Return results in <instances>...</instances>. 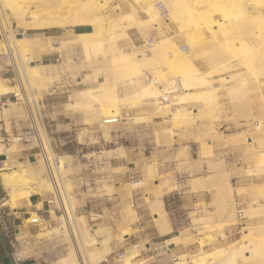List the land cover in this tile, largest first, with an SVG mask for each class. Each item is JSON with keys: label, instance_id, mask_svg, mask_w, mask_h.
Segmentation results:
<instances>
[{"label": "bare ground", "instance_id": "bare-ground-1", "mask_svg": "<svg viewBox=\"0 0 264 264\" xmlns=\"http://www.w3.org/2000/svg\"><path fill=\"white\" fill-rule=\"evenodd\" d=\"M137 1L139 6L129 0H0V33L3 28L12 30L13 26L11 20L3 17V4L12 12L28 14L33 20L32 26L37 28L42 26L43 12L59 20L61 10L68 3L75 2L77 10L88 15L91 22H97L100 30L81 33L79 61L68 62L69 70L80 73L83 69L87 70L75 78L77 82L86 84L74 91V105L86 112L100 107L108 115H118L120 103L127 99L122 91L130 90L135 94V100L157 107L153 116L169 121L171 126L166 128L168 131H174L172 125L188 127L204 123L203 131L193 134L192 138L199 142L201 155L208 157L209 169L214 171L203 177L200 186L209 190L211 203L216 205V209L211 211L204 207L202 216H197L196 211L191 216L194 224L201 223L209 228V232L202 237L211 245L226 238L225 229L235 220L239 208L237 205L241 201H248L241 215V218L246 219L240 247L244 259H239L234 248L226 243L209 251L193 252L188 257L176 260L175 264H214L215 258L220 264H264V137L255 139L234 135L229 139V151L239 149L236 151L241 156L251 150L255 152V159L245 164V175L253 183L244 187L240 182L234 185L230 181L239 165L234 161L226 162L224 155L216 151L215 147L219 142L224 144L225 137L222 133H218L217 138L213 135L215 125L222 121L227 106L251 109L255 119L253 123L259 122L258 125L254 123L255 131L264 127V0H238L236 4L234 0H161L162 5L159 6L157 0ZM107 6L113 12L112 18L105 23L103 14ZM160 6L165 7L168 14H163ZM116 9L120 10L117 14ZM171 22L177 25L175 34L168 32ZM153 33L163 35L155 39ZM176 35L188 43L187 50L182 49ZM10 36L5 40L0 38V43L12 56L15 54L19 61L15 67L19 84L7 85L0 79V96L21 92L22 101L28 106L30 125L31 112L40 111L39 101L32 91L42 73L37 64H32L35 60L31 52L32 44L39 35L36 33L32 37L24 35L13 38V33ZM146 52L157 56L162 64L152 77L144 72L140 64ZM198 57H204L202 60L208 66L205 74L194 64ZM57 76L47 75L49 84ZM91 81L97 84L90 86L88 83ZM162 96L167 98V102L160 100ZM171 106H174V110ZM145 119L147 117L143 115L134 118L135 121ZM15 137L11 142V151L20 145ZM207 143L214 147L216 158H209L211 150L206 146ZM44 146L45 151L41 152L42 158L37 163L51 169L53 174L46 178L41 170L29 172L18 165L16 170L6 174L7 183L13 188H20L21 193L36 189H43L44 193L59 192L63 213L58 221L63 228H57L56 231L63 230L73 237L81 259L75 252L72 264H88L78 236L83 219H75L67 201L69 187H64L58 176L53 150L48 144ZM180 155L184 156V163H189L187 150H180ZM188 165L192 169V164ZM195 181L197 179L193 177V189L198 187ZM147 199L152 209L159 212L156 219L160 227L164 231L170 230L162 200ZM51 205L54 206L52 200ZM31 219H35V216ZM131 256H124L126 264H132ZM90 263L96 264L91 257Z\"/></svg>", "mask_w": 264, "mask_h": 264}, {"label": "crops", "instance_id": "crops-1", "mask_svg": "<svg viewBox=\"0 0 264 264\" xmlns=\"http://www.w3.org/2000/svg\"><path fill=\"white\" fill-rule=\"evenodd\" d=\"M58 36L56 29L51 30L50 37L55 38ZM30 37H32V35ZM80 51V43H77V45L61 43L60 45L58 42L53 41L52 47H48V50L43 53L42 57L34 61V63L44 68L43 72L45 73V77L39 86L47 87L50 85L47 80V75H58L54 79L53 90L45 95V102L43 104L45 124L53 145V156L56 155L58 157L56 163L58 176L61 179L62 185L64 187L66 185L69 187L67 195L68 204L75 219H83V226L78 229V236L85 249L86 260L88 264H91V257L96 264H101L107 260V255L110 253L109 237L106 236L101 240L98 239L97 234L101 232L103 227H97L92 231L88 227L86 215L75 213L79 202L73 190L88 192L91 191L90 186H93L92 188L96 190V180L104 179L105 182L101 183V191L103 192L102 197L106 200L104 203H108L111 201L109 197L111 195L116 196L122 194L123 196H130L132 191L138 188H144V190L147 191L150 183L147 182L145 178L154 177L157 173V168L155 164L149 163L143 171L144 174L141 178L142 174L140 173H142V171L139 166L143 164V159H147L149 156L146 155L145 152H142L141 145L137 144L143 143L141 141L142 139H138L135 135L137 129L140 127L139 123H133L131 128L127 129L129 131L127 134H131L130 136L133 135L134 139H132L130 143L129 141H125V149L116 146L108 148L112 121L119 118V115H108L104 113L100 107H95L86 112L74 105L75 99L73 98V91L83 83L77 82L75 78L78 75L81 76L85 74L87 70L83 69L80 73V71L76 72L74 70H69L67 65L68 62L78 61ZM36 56L39 57L40 55L36 54ZM58 79H60V85H58ZM75 81L78 84H76L74 89L70 90V84ZM91 82L88 83L90 86L97 84L94 81ZM0 102L3 103V99H0ZM71 102L72 104L70 105ZM5 103H0V147L3 145L6 146L5 150H0V156H5V159H0V264H32L33 257L27 254L26 251L22 252V241L18 239V236L24 234L25 229H29L31 233L32 231H36L35 226H39L43 223L51 225V222L53 227L47 232L50 235H55V237L61 234L65 237V240L71 244L69 246V255L66 259L69 264H72V258L75 252L81 259L78 248L70 233H66L63 230L56 231L57 228L62 229L63 227L59 225L61 224L59 221L54 219L51 220L50 215L53 205L49 203V200H52L54 206L60 209L61 215L63 213L62 205L59 202V192L44 193L43 189H36L21 193L22 191H20V188H13L7 183L6 174L16 170L18 165H20L19 167L28 169L29 172H32V170H41L46 178L52 175L53 172L51 169H49V172L48 168L42 163H37L41 160L42 155L36 147V143L18 142L21 146L18 145L19 148L17 147L11 151L10 148L13 142H4V139H8L11 133L15 134L29 125L27 117L28 106L25 102L10 101L7 104ZM137 115L153 117L152 111L148 110L146 113L134 115L132 118L133 122H138L134 120ZM166 127L169 126L166 125L163 127V133L171 134L165 130ZM156 137H160L158 132H156ZM186 143H188V150L190 153V155L188 153V157L189 159L191 158L192 164V169H189L190 175L187 181L189 187L185 184L187 175L185 176V173L178 172V170L175 169L176 165H174L173 171H175V176L173 178L170 176H160L164 174L165 171H160L159 169L158 176H160L159 181L162 183L163 195L161 196L160 193H155L147 194L146 196L147 203H149L147 197H150L152 200H162L170 230L164 231L162 227H160L156 219L159 216V212L152 209L151 205V209L155 211L153 214L156 215L153 218L158 224L159 229L164 233H157V235H154L153 232L150 233L149 228L152 224L154 225L153 221L149 219L146 213L139 212L131 205V202L126 203L121 214L114 217L113 226L118 238L127 241L133 238L134 240H138V238L152 240V242L147 241L146 244H143L146 251L142 252L143 246L139 247L140 244L126 246L121 258L122 264H126L124 256L130 255H132V264H143L146 260L145 255H148L147 257L150 255L155 257V255H157L158 246L162 243L172 245V248H166V253L169 257L174 254L171 264H175L176 260L182 259L183 256H185L181 253H188L195 248L193 246L196 244V238L187 225L190 222L188 221V213L191 212L194 208V204L197 202L198 204L191 212L192 216L194 211L198 212L197 216H202L203 208L207 207L209 209L211 207L212 196L209 194V190L201 187L200 184L204 176L214 171L200 173L201 164L203 163V169L206 170L207 167V169L210 170L209 164L207 163L208 157L201 155L200 144L195 139L192 138V140ZM206 146L211 150L209 158H216V156H214V147L209 143H207ZM7 147L10 151H8ZM109 149L113 151L111 155L107 153ZM178 157L179 160L184 161V156L179 154ZM21 164H23V166H21ZM182 171L186 172V170ZM193 177L197 179L195 183L198 184V187L195 189H193V184L191 182ZM136 178L141 179L136 180ZM15 189L17 192H14ZM99 198L101 197L95 195L87 197L83 206L87 207L89 210V207L92 206V200H98ZM118 208L120 207L109 208V214L114 213V211L117 212ZM34 213L38 217H41V219L38 222L31 221V225L26 227V221L30 220ZM192 216V226L201 230L203 233H207L209 228L203 226L201 223L194 224ZM138 229L141 231L138 232ZM131 230H133V233L130 234ZM22 231L23 233H21ZM126 235H129V237L126 238ZM187 237L191 238L185 243L182 242V240H185ZM197 241L199 247L200 245L202 246L199 239ZM226 243L230 244L228 241ZM112 246H115V240L112 242ZM173 260H175L174 263ZM61 261L54 262L53 264H61Z\"/></svg>", "mask_w": 264, "mask_h": 264}, {"label": "rangeland", "instance_id": "rangeland-1", "mask_svg": "<svg viewBox=\"0 0 264 264\" xmlns=\"http://www.w3.org/2000/svg\"><path fill=\"white\" fill-rule=\"evenodd\" d=\"M137 0H129V2H132L134 5L139 6L140 4L136 2ZM140 1V0H139ZM190 1V0H188ZM233 2V0H231ZM230 1V2H231ZM238 0H234V3L237 2ZM158 6L162 5L161 0H157ZM231 2V3H232ZM232 3V4H234ZM236 4V3H235ZM3 10H4V15L3 17L7 20L12 21V30L10 28L2 29V33H0V38L5 40L8 38H11V34L14 33L16 37L24 36V35H34L38 34L39 37L37 38V41H35L32 44V56L34 60H39L43 53L48 50V47H52V42L56 41L60 45L61 43H70L73 45L79 44L80 41V34L84 32H95L100 30V26L98 25L97 22H91L89 20L88 15H83L80 13L79 10H77L76 3L71 2L67 4V7L63 8L61 10V14L59 17V20H54L51 18V16H48L46 12H43L41 14V27L34 28L33 25V20L26 14L25 12L21 13H15L12 12L7 6L3 4ZM161 7V6H160ZM115 8H118V6H115ZM162 8V9H161ZM160 10L163 12L165 7H161ZM166 9V8H165ZM113 9L110 6H107V9H105L104 14H103V19L105 20V23L111 19L112 11ZM115 14H117L120 10L116 9ZM166 9V14L167 13ZM165 14V15H166ZM91 19V18H90ZM4 20V19H3ZM6 20H4V24L6 25ZM15 26L18 28H23L21 30L16 29ZM177 25L175 23H170V28L168 29V32H173L174 34L177 31ZM192 27H194L193 23L191 24ZM56 29L58 32V37L52 38L50 37V32L51 30ZM194 29V28H193ZM10 30V31H9ZM23 32V33H22ZM11 33V34H10ZM163 34H156L153 33V36L155 39H159ZM204 36L206 37L207 34L205 33ZM152 37V36H151ZM178 42L180 43L181 47L183 50H187L189 45L187 42H185L184 38L176 35L175 37ZM39 39V40H38ZM40 55L39 57L36 56ZM11 52H7L6 48H3V45L0 43V79L2 82H4L7 85H12V84H19L18 78H17V70L15 67L19 64L18 59H16L15 54ZM10 58L13 63L11 62ZM16 59V61L14 60ZM204 57L200 58L198 57V60L196 59L194 61V64L197 66L198 70L201 73H207L208 72V66L205 63ZM79 61V59H78ZM77 62V61H76ZM14 64V65H13ZM16 64V65H15ZM35 65L36 63H32ZM141 67L144 70V72L149 76L152 77L161 67V61L160 59L152 55L150 52H146L141 59ZM25 65L27 66V61H25ZM37 68L40 70L42 73L41 78L39 79L40 81L37 82V86L33 90V95L36 97L37 101H39L40 105V111L42 109L43 113V104L45 102V95L49 94L50 91L53 90V85H54V80L53 82L47 86H39L42 80L45 77V73L43 72L42 67H39L37 65ZM65 71V70H63ZM56 78V77H55ZM54 78V79H55ZM101 80V79H99ZM58 85H60V79L57 80ZM76 84H78L76 81L72 82L70 84V90L74 89L76 87ZM82 88L84 86L83 83L79 85ZM77 89V88H76ZM74 92V91H73ZM73 94V93H72ZM122 95L125 96L127 99L122 101L119 106V118L116 120L112 121V127H111V133H110V139L108 141V148H113V147H125L126 142L129 141V143L132 141L133 135L130 136L131 134H127L129 131L127 129H130L133 123H139L140 127L137 129L135 135L137 136L138 139H142L141 141L143 143H137L140 144L142 147V152H145L146 155L149 156L147 159H143V164L139 166L141 168L142 176L143 177V171L147 167L149 163L155 164L157 168V173L154 177H148L145 178L147 182L150 183V185L147 188V191L144 190V188H138L134 189L132 191V194L130 196H123L122 194H118L116 196H109L111 198V201L108 203H104L105 198L102 197L103 192L101 191V183L105 182L104 179H97L96 180V190H94L90 186L91 191H75L73 190V193L75 197L78 199V206L76 208L75 213L76 214H85L86 215V220L87 224L90 230H94L97 227L102 226L103 229L99 234H97L98 239H103L104 237L108 236L109 237V245H110V253L107 255V260L103 262L102 264H122V254L125 250L126 246L132 245V244H140L139 247H142L143 244H146V242H152L150 239H142L138 238V240H124L120 239L117 236V233L114 229L113 226V219L114 217H117L121 214V211L123 210L124 206L126 203L131 202V205H133L139 212L141 213H146L149 216V219L153 221L154 225L150 226L149 232H153L154 235H157V233H164L159 229L158 224L154 220L155 214H153L155 211H153L150 207V204L147 203L146 201V196L147 194H155V193H160L161 196L163 195L162 191V183L159 181L160 176H170L174 177L175 176V171H173V166H175V169L178 170L180 173H185V176L187 175V179L185 181V184L189 187L187 184L190 172H189V163H191V158L189 160V163L186 162L184 163L183 161L179 160V154L180 150L185 149L189 153V147L188 143L190 140H192V135L195 133H201L205 127L204 123H199V124H194L188 127H179L177 125H172L173 126V132L168 131L166 128L165 130L168 131L171 134H165L163 133V127L168 125L171 126V123L169 121H166L165 119L161 117H149L147 116V119L138 121V122H133L132 118L136 114H142L146 113V111L150 110L152 113L155 112L156 106L153 104H148L145 101H137L134 99L135 94L130 91V90H123ZM72 97V96H71ZM0 99H3V102L6 101H14V102H22V100L15 101L12 98V93L0 96ZM160 100L167 102V100H164L163 96L160 98ZM9 101V102H10ZM7 102V103H9ZM3 104L2 102H0ZM72 102L70 103V105ZM1 108V107H0ZM171 109L174 110V106H171ZM227 111L225 112V116L223 117L222 121L217 123L214 128V137L218 133H222V135L225 137L224 144L221 142L218 143V145L215 147L217 153L220 155H224L226 162L234 161V163L238 166L235 168V172L231 175L230 181L236 185L237 183H241L244 187L251 185L253 183L252 180L248 179L245 175V164L252 162L255 159V152L248 151L243 156L240 155L239 149L236 150H231L229 151V147L231 148V145H228L229 139L232 136H247L248 138L254 137L255 139L258 138H263L264 137V127L259 129L258 131H255L256 125L259 124L258 121L253 118L252 115V110L248 108L244 109H233L230 106L226 107ZM44 116V114H43ZM1 118V116H0ZM45 121V118H44ZM99 121V120H97ZM46 125V124H45ZM22 130L19 132L9 135L8 139H4V142H12V138L20 133ZM156 132L160 134V137H156ZM216 132V133H215ZM49 133V132H48ZM253 133V134H252ZM112 134V135H111ZM50 135V134H49ZM139 141V140H138ZM223 142V141H222ZM31 143V142H30ZM32 144V143H31ZM186 144V145H184ZM186 148H183L185 147ZM5 145L1 146L0 150H5ZM125 149V148H124ZM194 149V146H193ZM221 150V151H220ZM54 151V150H53ZM224 152V153H223ZM107 153L111 155L113 153L112 150H108ZM125 155H126V150H125ZM190 155V153H189ZM217 157V155H214ZM181 162H183L181 164ZM188 165V167H186ZM203 164H201V171L200 173H207L208 170L206 167V170L203 169ZM159 169L160 171H165L164 174L158 176L159 174ZM182 170H186L182 171ZM98 171V170H96ZM141 178H136V180L141 179ZM158 179V180H157ZM248 179V180H247ZM245 182V183H243ZM86 183V182H85ZM84 183V184H85ZM86 185V184H85ZM14 192H17L16 190ZM100 196L98 200L94 199L91 202V207H89V210L87 207H84L83 204L85 202V199L90 196ZM172 197V196H170ZM237 198V197H236ZM167 200V198H166ZM176 200V196H175ZM246 202V203H245ZM194 204V208L191 210V212L195 209L196 205ZM248 204L247 200H244L243 202L241 201L237 206L239 207L237 209V214L235 217V220L231 222L225 229L226 232V238L224 240H217L215 245H211L208 241H205L203 238V232L197 228H194L191 223V212L188 213L190 221L187 225L190 227V231L194 234L195 236V247L192 249L190 252L186 253H181L182 255L184 254L185 256L183 257H188L193 252H198V251H209L215 246H221L226 244V242H230V247L234 248L233 250L236 251L239 255V259L242 260L244 259V254L243 251L241 250V242H243V234H242V229L244 227V224L246 222L245 218H241L243 216V207ZM210 210L215 211L216 205L210 204ZM242 206V207H241ZM113 207H120L117 209V212L114 211V213L109 214L110 209L109 208ZM95 213V214H94ZM59 214H61V211L59 208L52 206L50 215H51V220H59ZM242 215V216H241ZM37 217V215L34 213L32 214V217ZM31 220L26 221V227L31 225ZM25 223V221H24ZM59 224V223H56ZM60 226H63L62 224H59ZM36 231H32L31 233L29 232V229H25L24 234H20L18 236V239L22 241V252L26 251L27 254L32 255L33 257V262L32 264H53L54 262H59L61 261V264H69L67 261V257L69 255V246L71 245L67 240H65V237L63 235H56L58 237H55V235H50L47 231L53 227V224L51 222L50 224H41L39 226H35ZM192 228V229H191ZM141 230L138 229V232ZM209 232V231H208ZM23 233V231L21 232ZM133 233V230H131L130 234ZM203 236V237H202ZM218 236H220L218 234ZM217 236V237H218ZM129 235H126V238H128ZM201 242L202 246L200 245L198 240ZM115 240V246H112V242ZM28 242V243H27ZM246 243V242H245ZM209 244V245H206ZM221 244V245H220ZM198 245V246H197ZM205 245V246H204ZM147 246V245H146ZM170 247L172 248L171 244L166 245L165 243H162L158 246L157 249V255L153 257L150 255L149 257L146 256V260L144 263H153V264H171L172 263V256L169 257L166 253V248ZM142 251H146L144 249V246L142 247ZM241 252V253H240ZM242 254V255H241ZM64 258V259H63ZM214 264H220L218 261V258L213 259ZM175 260H173V263ZM143 263V264H144Z\"/></svg>", "mask_w": 264, "mask_h": 264}, {"label": "built area", "instance_id": "built-area-1", "mask_svg": "<svg viewBox=\"0 0 264 264\" xmlns=\"http://www.w3.org/2000/svg\"><path fill=\"white\" fill-rule=\"evenodd\" d=\"M163 12L166 14V9L164 8ZM1 15V14H0ZM12 98L15 101L22 100V93H12ZM164 100H167V98L163 97ZM4 101V100H3ZM5 103V102H3ZM32 119L30 125H28L26 128H24L20 133L16 134L15 139L17 142H24V143H30V142H36V147L39 149L40 152L45 151L44 144H48L49 147L53 150V145L50 140V136L48 133V130L45 125L44 116L39 110L35 111V113L31 112ZM57 156H54V161L57 163ZM49 203H51V200H49ZM41 219V217H35V219H32L33 222H38Z\"/></svg>", "mask_w": 264, "mask_h": 264}, {"label": "water", "instance_id": "water-1", "mask_svg": "<svg viewBox=\"0 0 264 264\" xmlns=\"http://www.w3.org/2000/svg\"><path fill=\"white\" fill-rule=\"evenodd\" d=\"M0 159H5V156H4V155H1V156H0Z\"/></svg>", "mask_w": 264, "mask_h": 264}]
</instances>
